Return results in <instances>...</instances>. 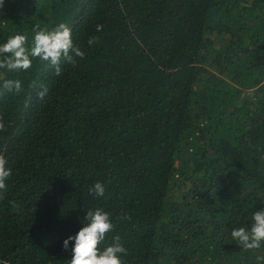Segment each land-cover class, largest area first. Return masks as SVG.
I'll list each match as a JSON object with an SVG mask.
<instances>
[{"label":"trees","instance_id":"1","mask_svg":"<svg viewBox=\"0 0 264 264\" xmlns=\"http://www.w3.org/2000/svg\"><path fill=\"white\" fill-rule=\"evenodd\" d=\"M59 23L75 66L0 68V264H70L97 208L123 264H257L231 231L264 209V0H5L0 45Z\"/></svg>","mask_w":264,"mask_h":264},{"label":"clouds","instance_id":"2","mask_svg":"<svg viewBox=\"0 0 264 264\" xmlns=\"http://www.w3.org/2000/svg\"><path fill=\"white\" fill-rule=\"evenodd\" d=\"M5 7V0H0V10ZM97 31H102L103 26L97 25ZM35 35L31 48L26 47L28 38L23 34H16L0 45V68H7L12 72L26 71L32 67V58H39L55 67L54 75H62L61 61L75 66L77 59L85 58V52L80 46L74 44L72 30L65 23H59L52 30L39 28L33 29ZM97 37H90L88 45L94 46L98 43ZM23 91L22 82L19 79H6L0 85V97L8 94H19ZM49 89L44 87L38 93L40 100L48 95ZM0 131H6L3 117H0ZM7 160L0 155V190H6V181L12 175V169L6 167ZM89 194L99 198L105 195V186L102 182H95L89 189ZM16 208V201H10ZM84 219L87 223L75 236H70L63 242L64 250H69L70 241H75L71 248L72 258L70 264H123L121 255H127V249L120 243V237H114V243L104 248L107 235L115 230L116 225L112 223L110 214L103 209L87 211ZM123 220L131 217L124 215ZM251 227H237L231 231V237L242 250L249 251L261 248L264 244V209L255 211L251 217ZM257 264L264 262V255L256 257Z\"/></svg>","mask_w":264,"mask_h":264}]
</instances>
